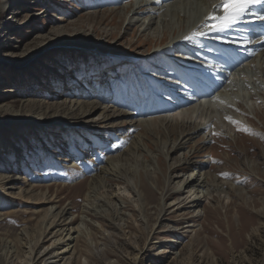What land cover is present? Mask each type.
<instances>
[{
  "label": "rangeland",
  "instance_id": "rangeland-1",
  "mask_svg": "<svg viewBox=\"0 0 264 264\" xmlns=\"http://www.w3.org/2000/svg\"><path fill=\"white\" fill-rule=\"evenodd\" d=\"M141 1L0 0V139L5 144L0 148V264L25 256L51 206L75 219L76 255L70 264H264V64L255 66L252 59L238 67L246 69L244 76L236 70L218 78L220 68L230 71L239 52L227 32L211 37L206 30L167 47L175 24L165 22L164 28L155 20L146 28L149 12L138 21L132 18ZM183 7L188 14L189 6ZM231 48L219 67L211 58L216 49ZM207 78L220 85L207 84ZM191 88H197L189 90L194 94H188ZM83 102L102 109L76 117ZM104 108L128 118L104 121ZM162 119L188 123L174 129L179 144L199 132L186 144L192 152L166 156L171 140L167 146ZM140 123L151 133L137 128ZM138 134L143 141L137 160H121L124 166L115 176L138 174L145 214L139 216L134 202H107L106 194L84 211L90 182L111 158L125 154ZM188 159L204 162L211 179L225 183L229 202L205 203V213L196 214L172 206L152 231L162 215L159 200L167 179L194 170L180 166ZM175 162L177 170L170 167ZM109 184L113 190L127 182ZM20 189L36 198L47 195L52 203L22 199ZM53 238L46 234L41 249Z\"/></svg>",
  "mask_w": 264,
  "mask_h": 264
},
{
  "label": "bare ground",
  "instance_id": "bare-ground-1",
  "mask_svg": "<svg viewBox=\"0 0 264 264\" xmlns=\"http://www.w3.org/2000/svg\"><path fill=\"white\" fill-rule=\"evenodd\" d=\"M143 1L140 2L139 7L137 9L132 10V18L133 19L138 21L139 15L149 12L150 16H148L145 19L147 24H145V22L143 24L146 28H150V27L152 28V26H154V24L156 25L155 20H157V22L160 21L162 24L164 23V28L166 26L165 22L171 23L172 25L175 24L174 29H172V32H174V34L172 36H170V38L168 39V44H167L168 46L167 47H171V46L177 47L179 43H185L184 41L186 40L185 39L186 36H188V37L196 36V35H193L194 32H198V31L205 32L206 30L209 31V29L205 25L211 24L214 22L208 21V20H206V18L208 17V15L210 13H213V12H215L217 15L220 14V12L218 10L213 8V5L217 4L218 0H183V1L181 0V2H180V0H145V3ZM166 3H168L167 6H166ZM162 4H165V6H162ZM183 5L189 6L190 11L188 12V14L184 11V10H186V8L183 7ZM130 7L132 8V6H130ZM146 7H147L148 11L145 10ZM154 14L155 15L157 14V17L154 18ZM258 15H264V4L251 6L250 10L244 15L242 20L235 25V27L222 32V33L227 32V36L229 38L228 39L229 41L231 39L234 41L243 40L241 42L231 43V45H233V47H235V48L237 47V49H239V52H238V56H233L234 59L229 63V69H230V71H228L229 76H230V74H232L233 71H236V70L238 71L239 66H241L245 62L251 61L252 59L253 60L251 63H255V66H256V63H259L261 65L264 64V38H261L259 36L258 32H256V31L264 30V21L258 19ZM247 30H249V31H247ZM210 32H212V31H210ZM217 33H219V32H217ZM213 34H214V32H212L211 37H213ZM215 36H216V34H215ZM237 36H238V40H237ZM240 37H243V39H240ZM245 37H248V39L245 40L244 39ZM193 39H195V37H193ZM199 39L200 38H197V40H199ZM187 41H189V40H187ZM220 41H221V39H220ZM229 41H227L225 43V45L230 43ZM167 47L164 49V52L167 51V49H168ZM231 49L232 50L227 51V52L232 53L234 48H231ZM216 50L217 51H215V53L213 54V58H215V60H218V61L224 63L226 60L225 54L227 52H225V54L223 56H220L217 53L218 51H220V49H216ZM240 50L242 51V54H241ZM160 51H162V49L158 50V52H160ZM229 56H231V55L229 54ZM223 69L220 68V71L217 72L218 78H222V77L228 78V76L225 74V69L224 70ZM245 71H246V69L240 70L236 74H237V76H240V75L244 76ZM236 74H234V76ZM207 80H209V81H207ZM207 80H205V81H207L209 83L212 82L213 84H217L214 81L215 79H213L211 82H210V79H207ZM189 85H190V83H189ZM217 85H220V84H217ZM200 87L205 88L203 85H200ZM228 87H229V85H228ZM224 88H226V87H224ZM213 89L215 92L220 90V88L218 86H215ZM226 89H228V88H226ZM258 90H259V88H258ZM260 90H263V89H260ZM210 93H212V91H210ZM188 94H194V92L191 93L188 91ZM223 94H225V93H223ZM190 97H192V96H190ZM123 104H124V102H123ZM120 105L122 106V101L120 102ZM195 108L196 107H193V109H195ZM98 109H102L100 104H97V103L95 104L94 102L87 104V102H83V103H81V107L79 106L78 112L74 113V115L76 117H80V116L85 117L87 115L89 116V115L93 114ZM111 113L108 112L106 110V108L103 109L101 115L104 116V118H103L104 121L109 120V119H113V118H118V117L121 118V116H123V117L125 116L128 118L126 113L125 114L123 113L121 115V114H118V112H116L114 110L111 111ZM182 121L183 122H176V123L173 122L171 125L169 123H167V120H165V119H162V121H161L160 128L165 127L167 130L165 132L166 136H167V142H166L167 146H168V140H171L170 145H169L170 150L166 154L167 157H169L171 154L177 153L178 151L179 152L186 151L188 149V146L186 144L199 134V132H196V134L186 135L180 144L178 142H176V133H175L174 129L175 128L185 129V127L188 125V123L184 122L183 119H182ZM67 126L70 127V125H67ZM139 127L145 128L148 134L151 133L150 130H148L149 128L146 127V123L138 124L137 128H139ZM199 127H200V125L194 124V128H193L191 125V128H193V129L198 130ZM156 132H157V130H156ZM182 134H184V133H182ZM140 136H141L140 134L136 135V137L134 138V140L132 142V145L128 148L126 153L121 154L118 157L116 156L114 158H111L108 162V166L106 168H103L98 174H96V177L93 179V181L90 182V184L88 186L89 190L87 193V198H89L88 203L89 202L90 203L85 205L84 211L89 212L91 205H92L91 202L94 200L95 197H96L95 199L98 200L100 198V197L98 198L99 195L106 194L107 199H105V200H107V202L113 203V204H115V206H117L118 204L119 205L120 204L126 205L129 202L130 203L134 202L137 209L139 210V213H140L139 216H143L145 214L144 213V210H145V202L144 201L145 200H144L143 194L140 191L138 180L136 178L138 174L135 173V176L131 177V178L128 177V175H124L123 176L124 178L122 176H120V177H116L117 175L115 176V173L116 174L120 173L121 165L124 166L125 162L121 161V160H123V159H125L126 161L131 160L132 159L131 156L132 157L134 156V160H135L139 156L138 155L136 157V153H137V150L140 148V146L142 147V141H143L142 140L143 138L141 139ZM172 139H173V142H172ZM4 146H5V144L0 139V148H3ZM188 152H192V150H189ZM184 155L182 154L181 156H184ZM147 163H149V162H147ZM183 164H185V166H187L190 169L193 168L194 170L189 174H184L182 176H180V174H179V177H176V174H175V176L172 177L171 179H167V180H169L166 183L167 189L164 190L162 195L160 194L161 196H160V200H159L160 201V210L162 212V215L159 217L157 224L150 227V228H153L152 231H156V228L161 226V220L164 219L163 217L166 216L168 209L172 206L179 205L178 208H182V209L184 208L185 210L192 209V210H194L193 212L196 214V213H205V211H206L205 203L208 204L209 206L213 207L215 204H219V206H220L221 200L223 198L227 199L228 200L227 202H229V199H230L229 194L230 193L228 194L227 191L223 189V186L225 183L220 182L218 179H216L217 176H215V179H211V175L208 172H205L206 169L203 167V164H205L204 162L203 163L201 162L198 164V162L197 163L191 162L188 159L187 162L186 161L181 162L180 166L183 167ZM152 165H154V164H152ZM177 165L178 164H176V162H175L172 165H170V167L173 168V170H177V167H180ZM126 168H128V167H126ZM126 172H127V170H126ZM149 176H152V175H149ZM210 179H211V181H210ZM111 181H124V182H127V185H125L124 187L122 186L123 188H116L115 187L112 190L109 187L110 186L109 183ZM119 185H120V183H119ZM119 185H117V186L119 187ZM18 195L21 196L22 199L33 200L35 203H38L40 205H44L46 203H48V204L52 203L51 199L47 195L41 196L40 198L39 197L36 198L34 196H37V195H35V194L29 195L23 189H20V191L18 192ZM172 195L173 196L174 195L179 196L178 199H176V201H174V203L172 200H168V198ZM36 200L38 202H36ZM169 202H171V203H169ZM45 215H46V217L44 218V221L42 224V226L44 228H43L41 234L35 236L34 238H31L32 241L30 240V242H27L26 248H25V254H24L25 256L23 258L21 256L19 257L17 255H15V257L11 256L10 260H11L12 264H70L72 259H74L75 255H76L75 254V252H76L75 246L76 245L71 246V244H73L76 241L77 237H75V236L78 234V231H77V227H73V226L71 227V224L73 222H75V219L72 218L69 220L68 217L66 218L67 215L64 211H62V212L57 211L56 212V210L54 209V206L49 207V209L46 210ZM46 219H47V222H46ZM61 224H65V226L66 225H70V226L67 227L66 229L63 227H61L60 229H57V228H59V225H61ZM144 224L146 225L145 230H148L149 226L147 224V220H144ZM55 229H57V230L55 231ZM45 232H48V233H46L47 235H50V234L53 235L54 234V238L52 240L51 246H48L44 249H41L40 244H41V240L43 239V237L45 238V236H46ZM44 234H45V236H44ZM171 254L175 255V257H176L179 253L173 252ZM76 257H78V256H76ZM84 262H85L84 264H88L87 260H85Z\"/></svg>",
  "mask_w": 264,
  "mask_h": 264
},
{
  "label": "snow or ice",
  "instance_id": "snow-or-ice-1",
  "mask_svg": "<svg viewBox=\"0 0 264 264\" xmlns=\"http://www.w3.org/2000/svg\"><path fill=\"white\" fill-rule=\"evenodd\" d=\"M262 4H264V0H218V3L213 5V8L218 10L220 14L217 15L215 12L210 13L206 20L213 21L214 23L206 24L205 26L212 32H223L232 29L242 20L251 6ZM258 19L264 21V15H258ZM193 35L204 36L206 33L198 31L194 32ZM185 39H191V37L186 36ZM244 39L247 40L248 37Z\"/></svg>",
  "mask_w": 264,
  "mask_h": 264
}]
</instances>
